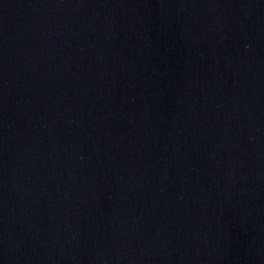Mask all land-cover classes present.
<instances>
[{
	"label": "water",
	"instance_id": "obj_1",
	"mask_svg": "<svg viewBox=\"0 0 264 264\" xmlns=\"http://www.w3.org/2000/svg\"><path fill=\"white\" fill-rule=\"evenodd\" d=\"M0 264H264V0H0Z\"/></svg>",
	"mask_w": 264,
	"mask_h": 264
}]
</instances>
